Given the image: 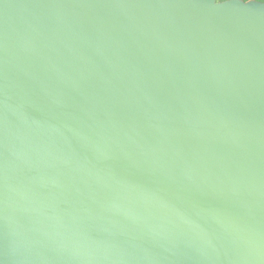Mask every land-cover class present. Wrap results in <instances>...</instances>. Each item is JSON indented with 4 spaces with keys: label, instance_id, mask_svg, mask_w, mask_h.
<instances>
[{
    "label": "water",
    "instance_id": "water-1",
    "mask_svg": "<svg viewBox=\"0 0 264 264\" xmlns=\"http://www.w3.org/2000/svg\"><path fill=\"white\" fill-rule=\"evenodd\" d=\"M0 264H264V2L0 0Z\"/></svg>",
    "mask_w": 264,
    "mask_h": 264
},
{
    "label": "trees",
    "instance_id": "trees-1",
    "mask_svg": "<svg viewBox=\"0 0 264 264\" xmlns=\"http://www.w3.org/2000/svg\"><path fill=\"white\" fill-rule=\"evenodd\" d=\"M217 1L222 2V1H226V0H217ZM245 1H249V0H245ZM257 1L264 2V0H257Z\"/></svg>",
    "mask_w": 264,
    "mask_h": 264
}]
</instances>
